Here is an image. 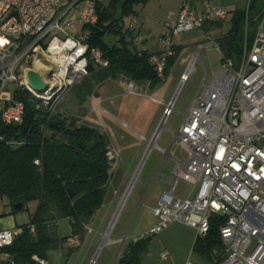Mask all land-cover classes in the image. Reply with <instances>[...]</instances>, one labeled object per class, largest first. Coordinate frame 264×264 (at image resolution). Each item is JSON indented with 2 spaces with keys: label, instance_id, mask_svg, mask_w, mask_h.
Returning a JSON list of instances; mask_svg holds the SVG:
<instances>
[{
  "label": "built area",
  "instance_id": "2783aa9c",
  "mask_svg": "<svg viewBox=\"0 0 264 264\" xmlns=\"http://www.w3.org/2000/svg\"><path fill=\"white\" fill-rule=\"evenodd\" d=\"M194 1L182 0L176 22L158 39L157 52L150 57L161 81L165 80L167 60L175 54V37L228 16L224 8L199 14ZM259 17L256 37L250 48L245 41L238 64L225 59L217 42H213L221 56V68L207 86L202 81L174 133V143L187 153V158L176 162L173 174L177 179L168 181L171 191L162 194L151 210L159 222L148 236L180 223L193 228L197 238H205L211 220L219 219L223 250L209 264H264V9ZM97 21L94 0H0V96L9 83H14L16 89L36 97L28 88L30 85L25 84L30 70L59 94L86 79L90 64L98 69L108 68L102 52L89 44V28ZM136 22V17H130L125 29L136 50L144 52V37L135 28ZM249 25L246 15L245 37ZM201 48L198 45L188 60L180 76V87L194 73ZM37 65L41 67L39 71L35 70ZM121 78L128 94L138 92L134 82ZM174 101L165 105L144 157L156 145L160 131L174 112ZM23 117L24 106L19 102L10 101L0 112V121L7 126L21 124ZM108 149L114 159V149ZM178 180L195 188L191 199L173 196ZM27 229L30 233L35 231L33 226ZM23 232L24 228L0 230V250L10 247ZM253 240L256 243L252 247ZM33 260L49 264L46 259Z\"/></svg>",
  "mask_w": 264,
  "mask_h": 264
},
{
  "label": "trees",
  "instance_id": "16d2710c",
  "mask_svg": "<svg viewBox=\"0 0 264 264\" xmlns=\"http://www.w3.org/2000/svg\"><path fill=\"white\" fill-rule=\"evenodd\" d=\"M148 2L113 0L108 6L96 2L98 21L89 28V44L102 52L109 67L98 69L90 64L88 77L96 76L99 81L123 77L134 83H149L150 87L162 82L150 63L152 53L137 51L125 29L124 18L136 17L135 7ZM256 2L250 0L246 9L233 11L228 34L216 40L223 57L235 64L245 41L250 48L256 37L261 21ZM246 15L250 25L245 37ZM210 24L217 26L205 23L202 32L206 33ZM106 35H113V40L106 42ZM174 50V56L167 60L165 78L178 58V50ZM11 102L22 103L24 117L18 125L7 126L0 121V201L6 200L13 214L33 202L37 209L31 224L10 247L1 249L0 255L9 257L6 264H37L34 257L47 259L48 253L66 240L58 234V221L68 220L71 236L83 240L90 220L104 204L114 159L101 131L78 125L60 113L50 114L40 100L22 89L14 91ZM19 204L22 208L14 209ZM29 226L35 228L34 233L27 229ZM219 226V219L211 220L203 239L206 247L221 244ZM150 240L146 237L129 244L117 264H139Z\"/></svg>",
  "mask_w": 264,
  "mask_h": 264
},
{
  "label": "rangeland",
  "instance_id": "374dc122",
  "mask_svg": "<svg viewBox=\"0 0 264 264\" xmlns=\"http://www.w3.org/2000/svg\"><path fill=\"white\" fill-rule=\"evenodd\" d=\"M94 1L108 6L113 0ZM233 1L235 0H199L195 6L203 3L213 7L212 10L219 8L229 10ZM181 2L182 0H149L146 5L136 6L135 12L139 18H136L138 20L136 28L141 29L142 26V32L145 34L150 32L148 35L152 41L158 40L173 25L172 22L178 16L177 9L180 8ZM249 2L250 0H244L246 8ZM256 6L257 10L261 12L264 9V0H257ZM129 18H124L125 24ZM228 27L229 19L225 22V29ZM142 35L145 39L146 35L144 33ZM112 40L113 35L105 36L106 42ZM198 45L202 47L197 54L199 62L195 64L194 73L180 87V76L187 67L185 61L197 52ZM173 46L178 50V58L169 75L164 81L151 88L138 85V92L134 95L127 93L126 83L124 84L120 78L99 81L96 76H90L80 84L57 94L52 100L46 99L48 100L46 101L36 96L47 107L50 114L60 113L70 120L78 121V125L99 130L109 143H113L116 157L111 164V176L104 204L96 211L87 226L93 230V237L97 234L102 235L106 231L138 164L147 152L148 141L160 122L162 106L151 101L150 98L166 104L175 99L174 112L160 131L156 145L146 156L113 229L108 235L109 239H114L119 234L122 237L128 234L129 240L136 233L147 230L154 223L151 211H148L147 208L150 201L157 198L161 192L164 194L171 191L170 184L163 183L162 177L165 176L175 181L177 179L173 174L175 160L165 157L163 151L170 148L171 155L179 161H184L187 158V153L181 151V147L174 143V133L182 123L183 115L188 111L202 81L207 86L211 77L220 70L221 56L201 30L178 35L173 39ZM203 67L206 69L207 75L204 74ZM15 90L16 85L9 83L3 94L9 95L11 100ZM122 124H125L126 127H122ZM139 135L146 140H139ZM120 136L126 137L129 146H133L132 150H128V153L120 154L118 151L119 147L117 148L116 141L120 139ZM136 144H140L137 157H135ZM130 154L134 156L132 157ZM174 190L173 196L178 198L193 195L195 188L183 180H178ZM30 205L31 203L28 205V209ZM57 227L59 236L70 235L71 226L68 220L58 221ZM98 237H95L96 241L92 244L94 247L93 256L97 253L94 264H102L105 258V251L102 253L103 247H99ZM255 243L256 241L253 240L252 247ZM85 252L86 249L81 248L80 254L72 258L70 264H79L85 256ZM52 255H54V251L48 253L50 259H52ZM81 256L82 258H80Z\"/></svg>",
  "mask_w": 264,
  "mask_h": 264
},
{
  "label": "crops",
  "instance_id": "0c3cea01",
  "mask_svg": "<svg viewBox=\"0 0 264 264\" xmlns=\"http://www.w3.org/2000/svg\"><path fill=\"white\" fill-rule=\"evenodd\" d=\"M198 2H199V0L194 1V7H195L196 12L199 14L204 13L208 10H212V8H213V7L211 8L208 4H203V3L198 4V6H195ZM244 9H246L244 0H235V1L231 2V8L229 10L226 9L228 11L227 18L225 20H222V21H217V20L212 21V23H217V26L210 24V25L206 26V29H205V31L207 30L206 33L202 32V30H201V32L206 37V39L213 44V42H215L217 39L228 34V32L230 30V26H231L230 25V19L232 16L231 13L233 11H236V10H244ZM177 11L179 12V8L177 9ZM178 12H177V15H178ZM136 18H137V14H136ZM137 19H139V18H137ZM228 19H229V27L227 29H225V22ZM176 20H177V18L174 20V22H172V24H174L176 22ZM135 28H136V25H135ZM137 30L142 32L143 31L142 26H141V29L138 28ZM142 33H144V35H146V37L143 41V48L149 53H152V54L156 53L157 49H158V40L156 39L155 41H152V38L148 35L150 32H148L147 34H145V32H142ZM188 60L185 61L186 65H187ZM120 80H122L123 83L125 84V81L122 78H120ZM134 84H136L138 89H139V86H141V85H144L146 88H151L149 83L143 82V83H134ZM150 100L153 102L157 101V100L152 99V98H150ZM10 101L11 100H10L9 95H5L3 93L1 94V96H0V104H1L0 112L2 111L3 108H5L7 105H9ZM158 102H155V103L162 106V113H163L166 103H163L161 101H158ZM122 127H126L125 124H122ZM151 138H152V136H151ZM139 140L145 141L146 139L139 135ZM109 145H110V147H112L114 149L113 143L111 144V142H110ZM129 145L130 144L127 141V138L124 136H120V139L119 140L117 139V141H116V146H117V148L119 147L118 151H120L119 152L120 154L128 153L129 149L132 150L133 146H129ZM135 147H137V149H136L137 153L135 154V157H137L139 154L138 149L140 147V144H136ZM163 153H165V157L173 158L175 160V164L177 161H179V160H176L171 155L170 148L163 151ZM130 155L132 157L134 156L133 154H130ZM132 161H134V160H132ZM140 165H141V163L138 164V166H137V168L133 174V177L137 174V172L140 168ZM132 179H131V181H132ZM169 180H170V178H167L165 176L162 177L163 183L168 184ZM131 181H130V183H131ZM130 183H129V185H130ZM129 185L127 186V189L129 187ZM162 193L163 192H161L157 198H154L152 201H150V203L147 207L148 211H151L153 208H155L157 206L158 201H159ZM124 195H125V193H124ZM124 195H123V197H124ZM192 197H193V195H189L187 197H178V198L179 199H191ZM121 200H120V202H121ZM120 202H119V204H120ZM0 203H1V207H0V230H12V229H16V228H24V227L30 225L32 216L34 215V213L36 212V209H37V203L33 202V203H31L29 209H28V205H29L28 204L27 207L25 208V210L13 214L11 211V208L9 207L6 200H2V201H0ZM117 210H118V207L116 208L115 213H114L113 217L111 218L110 223L112 222ZM151 215H152V213H151ZM152 217L154 219V223L147 230L140 231V232H138L139 234L136 233L133 236V238H131L129 240L127 238L128 234H126L124 237H122V235L119 234L114 239H109V237H108V239H106L105 235L108 231V227H109L110 223H109L106 231L102 235L97 234L96 236H99L98 238L100 240L99 247L100 248L103 247L102 253L105 251V258L103 259L102 264H117L118 260L120 259L122 254L126 251L129 244L134 243V242H136L142 238H146V237H150L151 240L148 244L146 252L141 254V256L139 257V264H186L188 261L193 263V264H209L215 258H218L219 255L221 254V252L223 250L221 244L216 245L214 247H206V245L203 243L204 238H197V236H196L197 233L193 228H190V227L185 226V225L180 224V223L170 224L168 227L163 229L159 234H157L155 236H148V232L152 228H154L159 222L158 218L154 217L153 215H152ZM93 235H94L93 230L88 227L86 234H85L83 240H81V241L76 237H72L71 233H70V235L60 236L61 238H66V240L63 242V244L59 248H57L56 250H53L54 255H52V259H50L47 255L46 260L48 261L49 264H70V263H72V258H74L77 254H80L81 248H83V249H86V252H85V256L83 258H82L83 255L80 257L82 259H81L79 264H94L96 257H97V253L93 256L92 251H93L94 247L92 244H94V242L96 241V238H95L96 236L93 237ZM152 239H154V241H152ZM197 241H198L199 245L202 244L201 246L203 247V249L205 248L204 250H202L198 244L196 245ZM8 261H9L8 256L0 255V264H6ZM92 261H93V263H92Z\"/></svg>",
  "mask_w": 264,
  "mask_h": 264
},
{
  "label": "water",
  "instance_id": "95a60500",
  "mask_svg": "<svg viewBox=\"0 0 264 264\" xmlns=\"http://www.w3.org/2000/svg\"><path fill=\"white\" fill-rule=\"evenodd\" d=\"M26 81L28 82V84L30 85V87L33 89V91L36 92V93H38V94H41V95L42 94H47L50 91V89H52V88L55 91V88L54 87L49 86L45 82L44 78L41 77L38 73H36L33 70H30V71H28L26 73ZM56 95H57V93H55L52 98H54ZM52 98L50 100H52ZM42 119L43 118L41 117L40 120H42ZM70 196H73V193H70ZM21 208H22V205L21 204L16 205L14 207V209H16V210L21 209ZM93 261H92V263H93Z\"/></svg>",
  "mask_w": 264,
  "mask_h": 264
},
{
  "label": "bare ground",
  "instance_id": "6f19581e",
  "mask_svg": "<svg viewBox=\"0 0 264 264\" xmlns=\"http://www.w3.org/2000/svg\"><path fill=\"white\" fill-rule=\"evenodd\" d=\"M40 68H41V67H40L39 65H37V66L35 67V70H36V71H39ZM25 84H27V86H28V82H25ZM28 88L33 92L32 88H31L30 86H28ZM33 93H34V92H33ZM54 94H55V93H54L53 88L50 89V91H49L47 94H42V95H41V94H38V93L35 92V95H36L38 98L42 99V100H46V99L50 100V99L53 97ZM48 100H46V101H48ZM154 140H155V139H154ZM150 144L153 145V144H154V141L150 142ZM149 146H150V145H149ZM150 147H151V146H150ZM144 158H146V156H145ZM144 158H143V159H144ZM143 159H142V160H143ZM142 160H141V162H140L141 165H140L139 170L141 169V167H142L143 162H144L145 159H144L143 161H142ZM139 170H138V172H139ZM138 172H137V174L133 177V179H132V181H131V183H130L128 189H127L126 192H125L124 197L122 198V200H121V202H120V204H119V206H118V210L116 211V214H115V216H114L112 222L110 223V225H109V227H108V231H107V233H106V235H105L106 239H108V234H109L110 231L113 229L112 227H113V225L115 224V219H116L117 215L119 214V212H120L122 206H123L124 203H125V200H126L128 194H129V192H130V190H131V188H132L133 182L135 181V179H136V177H137V175H138Z\"/></svg>",
  "mask_w": 264,
  "mask_h": 264
}]
</instances>
